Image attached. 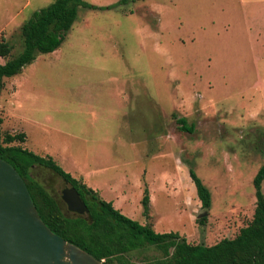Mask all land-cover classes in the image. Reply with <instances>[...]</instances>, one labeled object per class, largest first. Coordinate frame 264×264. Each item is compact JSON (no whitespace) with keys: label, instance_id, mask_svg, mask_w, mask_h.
Segmentation results:
<instances>
[{"label":"rangeland","instance_id":"obj_1","mask_svg":"<svg viewBox=\"0 0 264 264\" xmlns=\"http://www.w3.org/2000/svg\"><path fill=\"white\" fill-rule=\"evenodd\" d=\"M51 1L0 0L12 56L20 26ZM82 1L97 8L78 6L59 47L4 80L0 132L24 133L20 147L156 233L203 246L233 238L251 220V180L264 162V0ZM188 167L210 195L207 210ZM30 171L71 216L60 199L68 185L46 168ZM159 255L146 246L126 257Z\"/></svg>","mask_w":264,"mask_h":264},{"label":"trees","instance_id":"obj_2","mask_svg":"<svg viewBox=\"0 0 264 264\" xmlns=\"http://www.w3.org/2000/svg\"><path fill=\"white\" fill-rule=\"evenodd\" d=\"M139 0H119L125 5ZM95 9L82 0H52L47 6L33 12L20 26L22 48L11 55V46L0 35V93L4 80L21 73L37 55L55 51L69 31L77 7ZM2 119L0 117V124ZM180 129L187 128L183 118L176 119ZM24 133L0 132V159L7 162L22 179L36 213L43 224L55 235L92 256L100 264H264V196L260 184L264 179V162L255 172L251 184L255 198L249 223L231 239H221L211 246L190 245L176 232L156 233L150 224H139L114 209L110 202L65 173L49 156H39L19 146ZM264 149V140H263ZM36 165L50 170L72 187L84 202L87 213L65 216L57 203L30 174ZM200 207L207 210L210 195L192 167L187 168ZM148 192L143 187L141 216L148 220ZM205 218L198 219L202 225ZM146 246L160 253L156 258L131 262L127 255Z\"/></svg>","mask_w":264,"mask_h":264},{"label":"water","instance_id":"obj_3","mask_svg":"<svg viewBox=\"0 0 264 264\" xmlns=\"http://www.w3.org/2000/svg\"><path fill=\"white\" fill-rule=\"evenodd\" d=\"M60 199L69 213L79 216L87 213L84 202L72 187L63 188ZM0 264H100L85 251L53 234L43 224L22 179L2 159Z\"/></svg>","mask_w":264,"mask_h":264},{"label":"crops","instance_id":"obj_4","mask_svg":"<svg viewBox=\"0 0 264 264\" xmlns=\"http://www.w3.org/2000/svg\"><path fill=\"white\" fill-rule=\"evenodd\" d=\"M88 174L90 175L91 173L90 172H88ZM91 177H92V175H91ZM91 177L89 176V177H85L86 178V180H88V181H92V180H90L91 179ZM86 186V185H85ZM87 187V186H86ZM87 188H89V187H87ZM89 189H91V188H89ZM92 190V189H91ZM93 191V190H92Z\"/></svg>","mask_w":264,"mask_h":264}]
</instances>
